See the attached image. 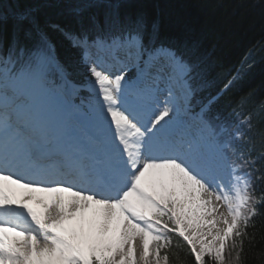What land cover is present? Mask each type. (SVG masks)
<instances>
[{"label": "snow or ice", "instance_id": "1", "mask_svg": "<svg viewBox=\"0 0 264 264\" xmlns=\"http://www.w3.org/2000/svg\"><path fill=\"white\" fill-rule=\"evenodd\" d=\"M68 16L0 0V264H245L257 114L216 109L239 72L205 96L203 61L124 0Z\"/></svg>", "mask_w": 264, "mask_h": 264}, {"label": "trees", "instance_id": "2", "mask_svg": "<svg viewBox=\"0 0 264 264\" xmlns=\"http://www.w3.org/2000/svg\"><path fill=\"white\" fill-rule=\"evenodd\" d=\"M40 0H2L8 8L38 5ZM40 9L48 22H67L66 16L54 17L57 0H47ZM75 6H86L94 0H66ZM45 2V0H43ZM128 11L142 12L150 21H157L161 39L174 43L182 50L194 52L207 68L208 86L204 95L214 94L232 74L240 79L230 92L220 97L216 109L222 115L231 113L242 99L243 109L257 114L256 129L250 139L242 142L244 150L251 149L255 158V173H264V10L260 0H124ZM102 11L86 8V13ZM48 14V16L45 15ZM66 63L74 62V54L66 46L58 49ZM83 80V75L74 73ZM264 188V181L258 182ZM264 212V208L261 209ZM255 227L248 228L254 239L244 241L245 264H264V216L254 218ZM188 264H193L188 258Z\"/></svg>", "mask_w": 264, "mask_h": 264}]
</instances>
